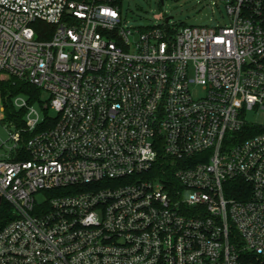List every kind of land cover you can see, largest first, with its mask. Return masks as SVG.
Instances as JSON below:
<instances>
[{"label":"built area","instance_id":"2783aa9c","mask_svg":"<svg viewBox=\"0 0 264 264\" xmlns=\"http://www.w3.org/2000/svg\"><path fill=\"white\" fill-rule=\"evenodd\" d=\"M123 1L0 0V80L50 95L20 129L0 95V264H264V0L182 27Z\"/></svg>","mask_w":264,"mask_h":264},{"label":"rangeland","instance_id":"374dc122","mask_svg":"<svg viewBox=\"0 0 264 264\" xmlns=\"http://www.w3.org/2000/svg\"><path fill=\"white\" fill-rule=\"evenodd\" d=\"M122 12L128 23L134 26L164 25L165 14L170 17V25L176 27L216 26L229 21L228 11L222 0H124ZM4 79L7 77H2L1 80ZM40 99L43 102L49 101V93L42 92ZM36 105L40 107L41 104L37 102ZM248 118L263 125L264 110H251ZM13 131L5 122H0V154L6 151V146L12 144L10 135Z\"/></svg>","mask_w":264,"mask_h":264},{"label":"trees","instance_id":"16d2710c","mask_svg":"<svg viewBox=\"0 0 264 264\" xmlns=\"http://www.w3.org/2000/svg\"><path fill=\"white\" fill-rule=\"evenodd\" d=\"M38 24L47 26L42 22H39ZM0 93L5 112L4 120L13 124L15 129H20L25 126L24 117L26 110L17 108L13 102L14 98L18 95H24L28 98L30 104H36L37 102H41L40 97L42 91L27 80L10 77L0 80ZM45 113L46 115L49 114L48 112ZM29 136L30 134L28 133H24L23 135L24 139ZM5 222L4 210H0V227L5 224Z\"/></svg>","mask_w":264,"mask_h":264},{"label":"water","instance_id":"95a60500","mask_svg":"<svg viewBox=\"0 0 264 264\" xmlns=\"http://www.w3.org/2000/svg\"><path fill=\"white\" fill-rule=\"evenodd\" d=\"M161 1L164 2V0H161ZM165 16H166V21H169L170 20V17L167 16V14H165Z\"/></svg>","mask_w":264,"mask_h":264}]
</instances>
